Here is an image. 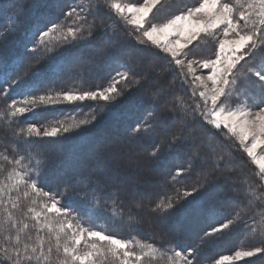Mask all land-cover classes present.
<instances>
[{
  "label": "snow or ice",
  "instance_id": "1",
  "mask_svg": "<svg viewBox=\"0 0 264 264\" xmlns=\"http://www.w3.org/2000/svg\"><path fill=\"white\" fill-rule=\"evenodd\" d=\"M161 3L162 0L123 4L118 0L75 3L63 13L64 19L59 23L49 21L51 26L44 24V30L39 24L35 26L29 40L31 51L44 48L51 59L62 52L81 50L98 39H102L104 45L122 39L114 29L110 31L109 23L97 19L106 11L114 13L119 21L131 26L126 34L134 38L141 53L147 58L163 60L167 68L177 71L182 83L190 88L187 99L191 103L187 107H184L183 98H176L161 110L162 99L167 93L159 87H153L148 96L133 100L142 111L128 126L127 135L152 148L147 153V160H159L165 145L171 151L186 142L191 143L185 129L195 135L193 126L200 122L207 135L235 141V147L242 149L257 166L259 186L264 188V62L257 66L253 60L257 50L264 51V0H197V6L189 7L165 22H154L150 14ZM19 18L14 15L10 20L15 24ZM209 37L218 40V44H213L211 56L201 58L195 49ZM100 55L115 59L118 68L127 70L113 68L105 73L102 62L86 58L80 52L79 67L73 69L72 60L62 65L68 78L87 71L99 75L106 81V86L98 84L95 90L79 91L65 90L55 80L44 83L39 67L30 76L25 72L9 80L23 59L21 57L15 65L0 61V93L5 94V110L0 116L16 125L11 127L9 141L0 144V235L7 233L0 242V264H156L157 257H167L166 264H201V244L181 243L179 234L168 237L162 233L158 247L156 243L122 239L96 230L92 223L93 201H115L121 193L133 192L138 186L136 181L142 177H133L130 173L115 178L111 175L83 176L75 180L84 184L85 205L77 209L65 202L68 186L73 180L64 172H53L47 153L36 144V141L59 138L79 130L82 125L98 122V116L115 111L126 97L147 87L153 78L151 71H135L131 59L119 57L111 49H102ZM246 58L253 66L241 72L238 66ZM198 70L206 71L207 75H198ZM28 80L32 83L28 84ZM21 81L27 84L21 93L23 98H11L9 89ZM5 84L8 87H4ZM84 102H90L89 110L93 113L87 120L73 122L66 117L41 131L37 123L26 119L51 106H79ZM197 158L198 154H195L188 169L181 167L175 173L170 172L161 191L155 194L156 199L149 202L150 210L162 222L202 211L197 201L190 198L202 200L201 193L206 192L216 174L231 163L220 157L191 190L177 189L169 195L167 184L178 182L179 176L185 171L190 172ZM50 177L56 181L55 187L48 184ZM251 204L249 200L245 207ZM135 206L140 207L139 204ZM261 215L264 217V213ZM234 225L235 220L231 219L220 223L204 232L200 240ZM258 231L261 246L221 255L215 264H239L245 258L264 256V221ZM173 242L175 246H169Z\"/></svg>",
  "mask_w": 264,
  "mask_h": 264
},
{
  "label": "trees",
  "instance_id": "2",
  "mask_svg": "<svg viewBox=\"0 0 264 264\" xmlns=\"http://www.w3.org/2000/svg\"><path fill=\"white\" fill-rule=\"evenodd\" d=\"M121 1L137 2V0ZM194 1L163 0L150 17L169 18L190 7ZM75 3L86 4L87 0H0V61L15 65L21 57L23 59L20 67L13 72L9 80L25 72L30 76L39 67L44 83L55 80L58 86L62 85L65 90H95L98 84L106 86V81L101 80L99 75L83 71L69 79L67 70H62V65L72 60L74 63L71 67L73 69L79 67L80 52H83L86 58L91 57L98 63L102 62L105 73L113 68L116 71L127 70L118 68L115 59L101 56L100 51L104 48L111 49L117 56L126 60L131 59V66L137 72L151 71L153 78L148 82L147 87L135 91L131 97H126L115 111L98 116V122L82 125L79 130L59 138L36 141L37 146L42 147L47 153L51 170L64 172L73 180L68 186V197L65 202L77 209L84 207V184L75 182L83 176L111 175L115 178L130 173L133 177H142L136 181L138 186L133 192L121 193L119 199L115 201L106 199L100 200L99 203L93 201L92 223L96 226V230L115 234L122 239L134 238L156 243L158 247L162 242V233L168 237L179 234L181 243L201 244V264H210L215 258L239 246L245 245L251 248L261 246L258 230L264 221L261 215V211L264 210V188L259 186L257 166L242 149L235 147V141L209 136L201 123L197 122L193 126L195 135H192L189 129H185L187 140L191 143L186 142L171 151L165 145L161 149V158L149 162L147 153L152 151V148L139 139L132 140L128 137V126L142 111L141 107L133 104V100L136 97L148 96L153 87L162 88L167 93L162 99L161 110L170 106L176 98L185 100L184 107L191 103L187 99L190 88L182 83L177 71L169 70L163 60L147 58L146 54L139 51L134 38L127 36L126 31L130 30L131 26L119 21L114 13L108 14L106 11L105 14L97 17L98 21L109 23L110 31L114 29L118 36L123 37L122 39L107 45H104L102 39H98L85 45L81 50L62 52L51 59H48L44 48L31 51L32 43L29 40L35 26L39 24L44 30V24L51 26L49 21L59 23L64 19L63 13ZM173 3H176L175 7L171 8L169 4ZM14 15L20 17L15 24L10 20ZM89 19L91 20L92 17ZM260 55H264V51L257 50L253 58L257 65ZM27 83L30 84L32 81L28 80ZM26 86L24 81L13 85L9 89L11 98L21 100L23 98L21 93ZM4 87L8 85L5 84ZM4 96V93H0V113L5 110ZM7 102L10 103V100ZM89 107L90 102H84L79 106L77 104L51 106L27 116L26 119L44 126L54 125L57 120H64L66 117L73 122H79L90 119L93 113L90 112ZM23 126L27 127V124L24 123ZM11 127L16 125L0 116V144L9 141ZM195 154H198V158L193 162L191 171H185L179 176L178 182L167 184L166 190L169 195H173L177 189L191 190L197 185L198 179H202L205 172L214 162L219 161L220 157L231 163L217 173L206 192L201 193L202 200L196 197L190 198L197 201L202 211L174 216L170 221L162 222L161 218L150 210L149 202L156 199L155 194L161 191L169 173H175L181 167L188 169L189 162L193 160ZM229 168L235 170L230 172ZM48 184L55 187L56 181L50 177ZM250 190L253 191L246 199ZM249 200L252 201L251 206L245 207ZM137 204L140 207H136ZM230 219L235 220L234 226H230L222 233H215L203 241L200 240L204 232ZM32 234L35 235L34 230ZM5 236L7 233L0 235V242ZM169 246H175L174 242ZM166 260L167 257L164 259L157 257L156 264H165ZM241 264H264V256L257 255Z\"/></svg>",
  "mask_w": 264,
  "mask_h": 264
},
{
  "label": "rangeland",
  "instance_id": "3",
  "mask_svg": "<svg viewBox=\"0 0 264 264\" xmlns=\"http://www.w3.org/2000/svg\"><path fill=\"white\" fill-rule=\"evenodd\" d=\"M163 1V0H162ZM164 1H167V2H169V0H164ZM118 2H120V3H125V1H121V0H118ZM143 2V0H141V1H139V3H142ZM190 3V2H189ZM191 3H192V1H191ZM174 4H176V3H173V4H169V5H171L170 7L171 8H174L175 7V5ZM193 6H197V0H195L194 1V3L193 4H191V6L190 7H193ZM189 8V7H188ZM187 9H185L184 11H186ZM178 14H180V13H178ZM162 15V14H161ZM177 15V14H176ZM150 16H151V14H150ZM174 16V15H173ZM173 16H170L169 18H166V16L165 17H161L160 19H154V22H165L167 19H170V18H172ZM151 18V17H150ZM229 38H231V35H230V37ZM214 43H216V44H218V40H215L214 38H212V37H209V38H207V41H205V42H202L198 47H197V49H195V51L196 52H198V54H199V57H201V58H208L209 56H211L212 55V53H213V51H214V49H213V44ZM258 62H259V64L261 63V62H264V55H260L259 56V58H258ZM257 63V62H256ZM255 64V63H254ZM258 64V65H259ZM255 65H257V64H255ZM257 65V66H258ZM250 66H253L251 63H249V62H247V58H246V60L245 61H241V65H240V71L241 72H244L245 70H247ZM198 75H207V72L205 71V72H200L199 70H198V73H197ZM71 104H60V105H55V106H70ZM20 106H22V105H20ZM38 125V127H40L41 128V131H43V128L44 127H49V126H44V125H39V124H37ZM243 151V150H242ZM246 154V153H245ZM250 159V158H249ZM251 160V159H250ZM262 213L264 212V210L263 211H261ZM242 245V244H241ZM251 249V247H246L245 245L244 246H239V247H237L235 250H233V251H231V252H229V253H227V254H223V255H232V254H234V252L236 251V250H250ZM219 257H217V258H215L214 259V261L212 262V263H210V264H215V260H217ZM250 258H245V260L244 261H247V260H249ZM167 261V260H166ZM166 261H165V264H166ZM244 261H241V262H239V264H241L242 262H244ZM163 262V261H162ZM164 264V263H163Z\"/></svg>",
  "mask_w": 264,
  "mask_h": 264
}]
</instances>
